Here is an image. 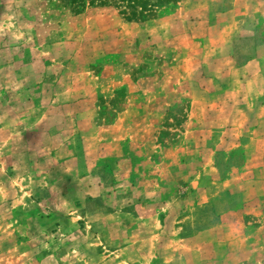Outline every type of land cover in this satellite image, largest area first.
I'll return each mask as SVG.
<instances>
[{
  "label": "rangeland",
  "instance_id": "374dc122",
  "mask_svg": "<svg viewBox=\"0 0 264 264\" xmlns=\"http://www.w3.org/2000/svg\"><path fill=\"white\" fill-rule=\"evenodd\" d=\"M0 264H264V0H0Z\"/></svg>",
  "mask_w": 264,
  "mask_h": 264
},
{
  "label": "trees",
  "instance_id": "16d2710c",
  "mask_svg": "<svg viewBox=\"0 0 264 264\" xmlns=\"http://www.w3.org/2000/svg\"><path fill=\"white\" fill-rule=\"evenodd\" d=\"M62 5L81 13L90 7H112L129 20L146 21L172 13L178 0H60Z\"/></svg>",
  "mask_w": 264,
  "mask_h": 264
}]
</instances>
